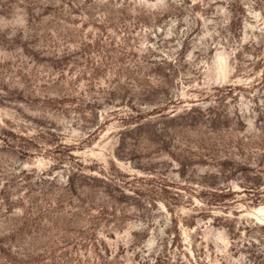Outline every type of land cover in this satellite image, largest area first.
Listing matches in <instances>:
<instances>
[{"label":"rangeland","instance_id":"1","mask_svg":"<svg viewBox=\"0 0 264 264\" xmlns=\"http://www.w3.org/2000/svg\"><path fill=\"white\" fill-rule=\"evenodd\" d=\"M264 0H0V264H264Z\"/></svg>","mask_w":264,"mask_h":264},{"label":"bare ground","instance_id":"2","mask_svg":"<svg viewBox=\"0 0 264 264\" xmlns=\"http://www.w3.org/2000/svg\"><path fill=\"white\" fill-rule=\"evenodd\" d=\"M250 213L260 218L259 215H264V207L263 206L256 207Z\"/></svg>","mask_w":264,"mask_h":264}]
</instances>
